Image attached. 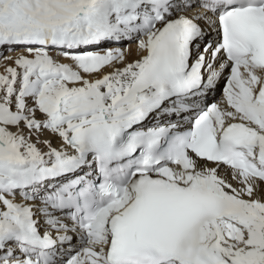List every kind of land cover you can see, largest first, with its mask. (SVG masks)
Here are the masks:
<instances>
[{
  "label": "snow or ice",
  "instance_id": "obj_1",
  "mask_svg": "<svg viewBox=\"0 0 264 264\" xmlns=\"http://www.w3.org/2000/svg\"><path fill=\"white\" fill-rule=\"evenodd\" d=\"M0 66V264H264V0H0Z\"/></svg>",
  "mask_w": 264,
  "mask_h": 264
},
{
  "label": "bare ground",
  "instance_id": "obj_2",
  "mask_svg": "<svg viewBox=\"0 0 264 264\" xmlns=\"http://www.w3.org/2000/svg\"><path fill=\"white\" fill-rule=\"evenodd\" d=\"M135 47H136V42L129 43L126 46V48H128V49H132L131 54L126 53V59H127L128 62H131L132 60L138 58V53H136ZM9 54L15 55V53H9ZM2 71H3V68H2V66H0V72H2ZM37 116L39 118V113H37ZM47 135H49V134L48 133H43L42 134V138H43V136H47ZM57 143H58L57 139L53 138V145L56 146Z\"/></svg>",
  "mask_w": 264,
  "mask_h": 264
}]
</instances>
